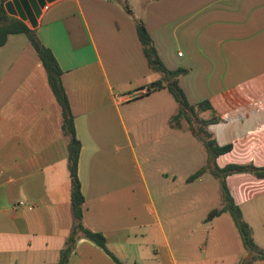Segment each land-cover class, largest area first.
I'll use <instances>...</instances> for the list:
<instances>
[{
  "label": "crops",
  "instance_id": "crops-1",
  "mask_svg": "<svg viewBox=\"0 0 264 264\" xmlns=\"http://www.w3.org/2000/svg\"><path fill=\"white\" fill-rule=\"evenodd\" d=\"M126 1L132 16L108 0H56L36 27L23 21L61 68L81 143L83 223L111 254L81 239L68 264H234L233 253L239 264L248 253L229 214L206 222L223 207L219 181L208 171L188 181L207 165L202 142L197 165L188 134L197 137L187 122L174 123L177 104L173 113L164 107L168 90L148 93L160 76L135 25L145 23L168 70L184 71L177 81L189 104L208 101L221 118L208 131L232 150L219 157L242 142L251 153L264 139V0ZM68 141L33 44L10 34L0 47V264H58L74 226ZM230 191L264 249V189L244 205ZM20 202L33 210L14 209Z\"/></svg>",
  "mask_w": 264,
  "mask_h": 264
},
{
  "label": "trees",
  "instance_id": "trees-1",
  "mask_svg": "<svg viewBox=\"0 0 264 264\" xmlns=\"http://www.w3.org/2000/svg\"><path fill=\"white\" fill-rule=\"evenodd\" d=\"M115 2L123 7V9L132 16L131 9L126 0H108ZM5 0H0V47L5 45L10 34H25L39 56L41 65L46 74L48 85L52 91V95L57 101L62 110V132L65 137L69 138L67 143L68 154V171L70 175V193L72 214L74 218V226L71 235L67 238L66 246L61 252L58 264H68L69 258L75 249L77 241L86 239L102 250L110 254L106 247V239L102 233L93 232L87 229L83 223V207L84 197L81 193V182L78 175V164L80 159L81 143L76 135V130L73 121V114L69 105L66 91L63 87L61 76V68L51 52L40 41L35 29L27 26L23 21L10 16L4 7ZM136 32L142 44V51L147 59V62L153 72L160 76V79L151 83L147 89L148 93L157 92L162 89H167L174 97L178 106V112L174 116V123H177L182 118L185 119L189 125L190 132L202 142V145L207 153V165L192 174L188 181L203 176L207 171L214 176L220 183L221 198L223 207L212 210L207 215L206 222L213 220L217 216L228 213L232 218L240 236L244 249L247 251L248 256L239 264H253L256 261H264V249L260 248L254 241L253 231L250 226L244 221L243 211L241 207L235 202L231 195V191L227 185V178L232 174H253L255 177L264 178V168H256L254 166H244L240 164H231L225 168H221L217 164V158L225 155L232 150V144L221 147L213 134L208 131L210 125L216 124L221 121L217 116L213 106L210 102L204 101L196 105H191L186 99L184 91L178 85V77L184 73L183 70L170 71L160 60L154 42L146 29L143 21H136ZM209 112L211 117L204 119L201 114ZM111 255V254H110ZM114 258V257H113ZM114 260L121 264L117 259Z\"/></svg>",
  "mask_w": 264,
  "mask_h": 264
},
{
  "label": "rangeland",
  "instance_id": "rangeland-1",
  "mask_svg": "<svg viewBox=\"0 0 264 264\" xmlns=\"http://www.w3.org/2000/svg\"><path fill=\"white\" fill-rule=\"evenodd\" d=\"M136 1L137 0H130V3L136 4ZM162 95L164 98V102H163L164 107L166 109L168 108V111L172 110V113H173L176 107V102H175V99L173 98L174 96L169 91H165ZM158 120H160V118ZM180 121H183V123L186 122L184 118L179 120L177 123H179ZM157 125L158 127L161 126V124H157ZM184 135L185 134H182V137H184ZM188 135H189L188 136L189 137L188 157H189V160L196 163L197 160H199L198 158L200 157V152L202 151L203 147L197 138L191 136V134H188ZM179 136L181 137L180 134ZM244 146H247L246 142H242L239 145H237L235 151L231 153L230 155L219 157L217 161L218 166L221 168H225L226 166L231 165V164H240L244 166L251 165L256 168H264V139L262 140L261 137L257 139L256 144L255 146H253L251 153H245ZM196 164L198 165V163ZM144 167L146 169V172H148V174L149 173L151 174L153 172L151 166L146 165ZM187 171L188 169L183 171V173L181 172V174H185ZM254 178L255 176L253 174H246V175L232 174L229 176L227 180L228 186L231 190L234 191L233 193H234L235 199L239 204L244 205L243 199L245 198L247 193H250L249 195H251V194L256 193L258 190L264 189V184L261 183L262 185L258 187L256 183L257 181H255ZM257 234H258L259 239L260 237H263L261 234L259 233ZM206 255H207V252L204 249L200 250L201 257H205ZM236 260H237V255L233 253L231 255L230 262L236 264L235 263Z\"/></svg>",
  "mask_w": 264,
  "mask_h": 264
},
{
  "label": "water",
  "instance_id": "water-1",
  "mask_svg": "<svg viewBox=\"0 0 264 264\" xmlns=\"http://www.w3.org/2000/svg\"><path fill=\"white\" fill-rule=\"evenodd\" d=\"M5 10L10 15L19 16L22 21L27 19L30 21V25L36 27L37 20L41 17L42 9L46 3H52L56 0H13L17 13L14 11L12 3L5 0Z\"/></svg>",
  "mask_w": 264,
  "mask_h": 264
},
{
  "label": "built area",
  "instance_id": "built-area-1",
  "mask_svg": "<svg viewBox=\"0 0 264 264\" xmlns=\"http://www.w3.org/2000/svg\"><path fill=\"white\" fill-rule=\"evenodd\" d=\"M46 9H48V6H45V10H46ZM178 56L181 57V56H182V53H179ZM23 207H27L28 209H30V210L32 209V210H33V207H32V206H26V205H25L24 203H22V202L16 204V205L14 206V209L18 210V209H21V208H23Z\"/></svg>",
  "mask_w": 264,
  "mask_h": 264
}]
</instances>
